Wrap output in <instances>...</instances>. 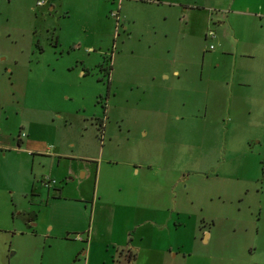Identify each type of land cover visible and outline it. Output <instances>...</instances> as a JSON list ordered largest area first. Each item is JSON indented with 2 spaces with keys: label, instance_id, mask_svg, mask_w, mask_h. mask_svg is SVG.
I'll list each match as a JSON object with an SVG mask.
<instances>
[{
  "label": "crops",
  "instance_id": "crops-1",
  "mask_svg": "<svg viewBox=\"0 0 264 264\" xmlns=\"http://www.w3.org/2000/svg\"><path fill=\"white\" fill-rule=\"evenodd\" d=\"M36 1L23 0L18 9L17 0H0V233L3 234L0 235V264L232 262V256L228 254L214 258L203 252L194 254L185 247L191 239L193 243L194 240L196 242L195 233L201 230L196 219L189 223L187 219L192 217L196 206L201 205L199 203L202 201L188 192H184L185 200L183 195L180 197L176 184L184 174L179 168L177 170L178 157L166 156V143L170 141V149L181 146V141L176 140L179 133L197 129V94L204 96L206 112V98L209 89L211 92V85L218 84L217 89L226 92L224 86L227 82L224 80L203 82L202 79H191L187 74L190 37L206 40L207 30L213 31L212 24L219 34L226 32V27H231L230 14L253 16L257 18L258 27L262 28L264 5L254 12L248 6L230 11L239 0L164 2L167 3L163 5L166 8H174L171 27L159 30L164 40L162 47L170 51V56L158 69L156 79L154 75L147 79H130L127 89L129 93L134 92L133 89L149 91L153 96L151 100H156L148 102L141 110L128 111L127 115L135 122L126 126V132L129 133L131 129L137 131L139 140L126 135L128 147L123 160L116 157L103 159L101 156L93 162L88 174L91 178L88 189V184L83 185V180L89 167L85 168L80 161L85 156L79 151H62L63 146L73 147V141H66L63 136H58L54 142L44 138L48 136V126L55 116L62 121V126L70 125L67 122L69 113L54 112L48 108L28 109L21 101V85H24V90L27 85L22 69L29 67L34 60L35 49L39 53L43 50L35 28V9L42 4L36 5ZM94 1L103 6L102 12L95 11L94 19L97 22L105 17L113 5L116 7L114 11L120 15L125 3L128 5L132 1L143 4L145 0H120L118 4L116 0ZM163 1L155 0L156 3ZM53 7L49 5V9ZM133 16L127 13L123 21L127 23L122 25L120 22L124 31L135 24ZM145 20L148 31L145 39L151 41L156 18ZM160 20H165V17ZM111 28L115 26H110L108 34ZM90 29L100 32V22L92 23ZM51 31H48L50 38L47 40L55 41L53 29ZM235 43L237 47L238 41L235 40ZM203 57L202 52L201 59ZM239 77L242 80H239L238 86L244 88L236 91L235 98L244 102L248 113L263 116L264 119V75L257 76L253 68H248L239 73ZM230 110L229 113H232ZM96 124L93 138L102 155L100 138L104 127L100 119ZM260 128L258 132L256 129L254 133L242 135L245 150H253L254 144H257L258 149L264 151V127ZM222 130L226 138L228 131L223 127ZM252 142L253 146L250 144ZM135 145L140 147L139 155L130 148ZM66 162H70V165ZM82 169L85 171L81 172ZM262 170L261 167L260 172ZM223 173H227L224 175L227 179L231 176L229 171L223 170ZM215 175L218 173L215 172ZM252 179L258 180V177ZM42 186H45L44 194L41 192ZM50 189L52 193H49ZM38 206H43L45 216L42 219L38 218ZM218 207L227 209V204L220 201ZM207 232L203 239H199L204 246L210 240V231ZM10 248L15 250V254L18 253L13 261L7 255ZM251 264H264V259L259 262L251 260Z\"/></svg>",
  "mask_w": 264,
  "mask_h": 264
},
{
  "label": "rangeland",
  "instance_id": "rangeland-1",
  "mask_svg": "<svg viewBox=\"0 0 264 264\" xmlns=\"http://www.w3.org/2000/svg\"><path fill=\"white\" fill-rule=\"evenodd\" d=\"M22 1L17 0L18 9ZM41 1L42 5L35 9V28L43 50L39 53L35 49L34 60L29 67L22 69L27 85L25 90L21 85V101L28 109L48 108L69 113L67 122L70 125L62 126V121L55 116L53 123L48 124V136L44 138L54 142L58 136H63L64 140L73 141V147L63 146L62 151L72 150L85 156L80 161L89 170L83 185L88 184L90 189L88 174L92 163L101 156L103 159L116 157L123 160L128 147L126 135L139 140L137 131L131 129L126 132V126L135 122L127 113L131 109L141 110L156 99L151 100L153 96L149 91L133 89L134 92L129 93L128 83L130 79H147L151 75L157 78L158 69L170 56V51L162 47L164 40L159 30L171 27L174 8L163 6L169 0L160 4L155 0H145L143 4L130 1L128 5L124 4V11L120 15L118 13V21L111 15L116 10L113 5L110 14L107 11L105 17L96 22L95 11L102 12L103 6L94 0ZM116 1L118 4L120 0ZM263 2L239 0L230 11L248 6L250 11L256 12L263 7ZM49 5L54 7L49 9ZM127 13L135 15L132 17L135 24L124 31L120 22L122 25L127 23L123 22ZM151 17L156 18L152 29L155 33L151 41H146L145 19ZM164 17L165 20H160ZM229 17L231 27H226V32L219 34L212 24L214 36H208L206 40L190 37L191 48L187 50L190 59L187 74L191 79H202L203 82L224 80L227 82L224 86L226 92L219 91L218 84L210 82L214 85H211L206 98V112L204 96L201 93L196 95L197 129L179 133L176 140L181 141V146L176 144L177 147L170 149L171 143L167 141L165 154L178 157L177 170L179 168L184 174L176 184L180 197L183 195L185 200L184 192H188L202 201L192 217L187 219L188 223L196 219L201 230L195 233L196 242L191 239L185 247L194 254L203 252L214 258L227 254L232 256V262L224 261L223 264H251V260L259 262L264 259V151L258 149L254 142L250 143L251 146L254 144L253 150H245L241 137L244 133H254L256 129L258 132L260 127H264V119L248 113L244 102L235 98V93L244 88L238 86L242 80L239 73L253 68L257 76L264 75V25L259 28L257 18L250 15L230 14ZM99 22L100 32L90 29L92 23ZM261 22L264 24V19ZM112 24L115 28H111L109 35L108 29ZM52 29L55 41L47 40L50 38L48 31ZM235 40L239 43L237 47ZM95 118L102 120L104 127L100 138L102 155L93 138L97 125ZM222 127L228 131L226 138ZM166 136L168 139L169 134ZM130 148L138 155L141 152L139 145ZM66 163L70 165V162ZM223 170L230 172L229 179L224 177L227 173ZM84 171L82 169L81 172ZM257 177L258 180L252 179ZM41 188L44 194L45 186ZM52 192L50 189L49 193ZM220 201L227 204V209L218 207ZM184 203L189 207L187 202ZM42 207L38 206L40 219L45 216ZM207 230L210 231V240L204 246L199 239L208 234ZM14 251L10 248L7 252L11 261L18 257Z\"/></svg>",
  "mask_w": 264,
  "mask_h": 264
},
{
  "label": "built area",
  "instance_id": "built-area-1",
  "mask_svg": "<svg viewBox=\"0 0 264 264\" xmlns=\"http://www.w3.org/2000/svg\"><path fill=\"white\" fill-rule=\"evenodd\" d=\"M43 3V1H41V0H37L36 1V5H41ZM111 15L113 16V17H115V19H116V21H118V12L117 11H113V12H111ZM214 35V33H213V31L212 30H207V32H206V36H213ZM211 47V46H210ZM21 135H23V134H21Z\"/></svg>",
  "mask_w": 264,
  "mask_h": 264
}]
</instances>
